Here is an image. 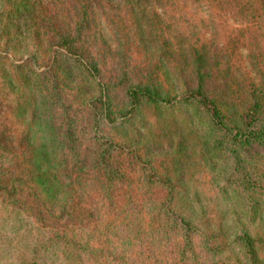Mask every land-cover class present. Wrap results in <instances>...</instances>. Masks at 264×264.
Masks as SVG:
<instances>
[{"label":"rangeland","instance_id":"374dc122","mask_svg":"<svg viewBox=\"0 0 264 264\" xmlns=\"http://www.w3.org/2000/svg\"><path fill=\"white\" fill-rule=\"evenodd\" d=\"M250 131L264 0H0V264H264Z\"/></svg>","mask_w":264,"mask_h":264},{"label":"trees","instance_id":"16d2710c","mask_svg":"<svg viewBox=\"0 0 264 264\" xmlns=\"http://www.w3.org/2000/svg\"><path fill=\"white\" fill-rule=\"evenodd\" d=\"M70 39V38H67ZM202 77H200L201 79ZM203 85L202 83H200V86L198 88V90L195 92V94H193L191 97L194 98H198L201 97L202 94L204 93L203 91ZM140 97H143L145 99H147L148 102H158L161 100V98L154 94H152L149 90H133L130 93V98L132 101V109H136L139 105H140ZM203 101L206 105V108L208 109V111L211 113L212 118H214L215 120L217 119V117L219 116L220 112L217 110V108L212 104V101L207 98L206 95L203 94ZM170 103V102H167ZM255 109V108H254ZM254 109L250 110V114L254 113ZM253 117V116H252ZM251 123V121H250ZM250 127V126H249ZM238 135V136H237ZM261 135H264V132L262 131L261 133H257L256 131L254 132H248L247 135H245L243 138H240V142H242L245 145H250L252 143L258 142L260 141V139H262L263 137ZM234 137L237 139L239 138V134L236 133L234 135ZM28 143V141H27ZM32 171V170H31ZM30 175V172H28V176ZM27 176V178H28ZM0 177H5V175H1L0 173ZM54 177L50 176L49 174L42 172L41 169L36 168L35 171H32V174L29 176V182H31V179L33 182H35L36 184H38L41 188H43V191L48 193V189L46 188V184L44 183V181H50L51 179H53ZM6 180V178H4ZM2 182V180L0 181V183ZM16 190L15 188L13 189V193H15ZM35 198L37 199V196H35ZM15 202H7V203H3L5 205V208L7 207H13ZM172 219H176L174 214L171 215ZM182 223H184L185 225H189L187 222H184V220H181ZM241 242H242V249H245V259L247 261L248 264H259V260H258V253H257V249L254 246V242L251 239V237L247 234L244 233L241 236L238 237Z\"/></svg>","mask_w":264,"mask_h":264}]
</instances>
